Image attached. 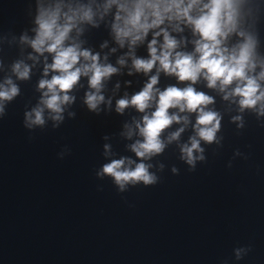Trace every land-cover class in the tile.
I'll return each mask as SVG.
<instances>
[{
  "label": "clouds",
  "instance_id": "clouds-1",
  "mask_svg": "<svg viewBox=\"0 0 264 264\" xmlns=\"http://www.w3.org/2000/svg\"><path fill=\"white\" fill-rule=\"evenodd\" d=\"M258 5L254 0H104L102 4L90 0L89 3H65L57 0L45 6L38 0L34 28L35 37H21L38 54H51V63L43 69L38 90L41 97L31 110L25 111L23 125L28 130L44 129L47 121H52L53 129L59 128L65 121L66 108L74 104L76 97L71 93L80 84L81 78H87L88 91L83 103L90 112L99 115L112 110L111 98L103 94L106 82L120 69L107 63L104 56L101 62L99 53L82 48V42L71 36L83 33V24L98 27L97 17L103 20L113 8L111 34L120 48L127 45L128 52L117 60L124 67L126 57L131 58V69L148 76L142 89L130 97L125 94L115 102V112L123 115L128 108H134L143 114L140 119L132 117L125 122L121 136L132 140L126 147L135 154L111 158V144L103 145V163L95 172L98 179L110 178L119 193L143 185L154 186L160 182L158 172H163L164 163H152L162 155L191 124L189 115L195 114L192 124L193 134L186 142L180 143L179 159L194 171L199 162H205L206 145H220L223 136H218L222 127V114L209 107L215 98L194 86L201 79L209 89L222 93V99L237 105L238 115L232 116L230 123H236L238 129L245 127L243 113L253 112L257 118L264 116V55L259 52L260 40L254 30L253 9ZM252 19V24L249 20ZM190 28L194 50L183 51L182 38L178 40L172 33H182ZM152 38L147 44L148 58L135 55V48L143 44L149 33ZM162 37V42L160 41ZM107 47V41L101 48ZM116 51V48L111 50ZM35 60L36 57L30 56ZM155 69V74L150 75ZM257 69H259L257 71ZM13 72L20 80L29 79L31 68L22 61L13 65ZM174 76L178 82H187L186 86L169 85L163 90L157 87L160 73ZM52 73L50 78H47ZM119 89L120 84H116ZM20 94V88L8 78L0 84V118L6 115V104ZM104 106V107H102ZM170 110H178L170 111ZM47 111V116L45 112ZM76 113L68 111L69 118ZM182 124L180 128L163 137L166 129L173 124ZM31 139V137H29ZM105 140L109 137L105 136ZM70 153L65 147L58 158L63 159ZM236 155H240L239 151ZM231 167V165H229ZM155 169V171H153ZM173 174H179L175 166ZM102 191V187L98 186ZM251 251V246L234 249L237 260Z\"/></svg>",
  "mask_w": 264,
  "mask_h": 264
}]
</instances>
